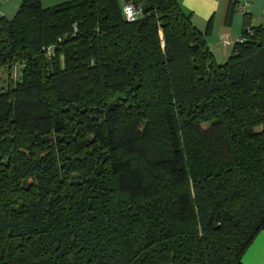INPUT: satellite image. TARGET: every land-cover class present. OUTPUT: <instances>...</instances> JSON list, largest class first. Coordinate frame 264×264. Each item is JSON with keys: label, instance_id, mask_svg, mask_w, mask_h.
Instances as JSON below:
<instances>
[{"label": "trees", "instance_id": "obj_1", "mask_svg": "<svg viewBox=\"0 0 264 264\" xmlns=\"http://www.w3.org/2000/svg\"><path fill=\"white\" fill-rule=\"evenodd\" d=\"M42 2L0 19L20 68L0 264H242L264 232V25L218 64L179 0Z\"/></svg>", "mask_w": 264, "mask_h": 264}, {"label": "crops", "instance_id": "obj_2", "mask_svg": "<svg viewBox=\"0 0 264 264\" xmlns=\"http://www.w3.org/2000/svg\"><path fill=\"white\" fill-rule=\"evenodd\" d=\"M23 0H0V19L13 20ZM70 0H43L44 8ZM193 25L206 34V41L218 64L231 57L245 28L264 25V0H179ZM233 15L228 21V12ZM242 264H264V232L260 233L242 258Z\"/></svg>", "mask_w": 264, "mask_h": 264}, {"label": "rangeland", "instance_id": "obj_3", "mask_svg": "<svg viewBox=\"0 0 264 264\" xmlns=\"http://www.w3.org/2000/svg\"><path fill=\"white\" fill-rule=\"evenodd\" d=\"M54 6H57V5H54ZM19 69H20L19 66L16 64H14L12 68H1L0 69V92L5 91L7 89L10 81L13 82L12 79L15 80V77L17 76V72H19Z\"/></svg>", "mask_w": 264, "mask_h": 264}, {"label": "built area", "instance_id": "obj_4", "mask_svg": "<svg viewBox=\"0 0 264 264\" xmlns=\"http://www.w3.org/2000/svg\"><path fill=\"white\" fill-rule=\"evenodd\" d=\"M124 17L128 22H135L142 16V10L133 2H129L123 9Z\"/></svg>", "mask_w": 264, "mask_h": 264}]
</instances>
